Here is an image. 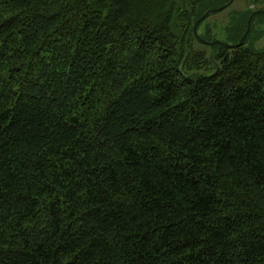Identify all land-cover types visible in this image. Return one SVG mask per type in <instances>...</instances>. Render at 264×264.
<instances>
[{"label": "trees", "instance_id": "16d2710c", "mask_svg": "<svg viewBox=\"0 0 264 264\" xmlns=\"http://www.w3.org/2000/svg\"><path fill=\"white\" fill-rule=\"evenodd\" d=\"M212 1L0 0V264H264V0Z\"/></svg>", "mask_w": 264, "mask_h": 264}, {"label": "rangeland", "instance_id": "374dc122", "mask_svg": "<svg viewBox=\"0 0 264 264\" xmlns=\"http://www.w3.org/2000/svg\"><path fill=\"white\" fill-rule=\"evenodd\" d=\"M222 1L213 0L212 6L213 8H218L219 4ZM245 6V0H234V2L225 10H222L220 12H214L211 14L206 21L208 23L217 25V29H220L221 26L225 25L228 20L229 13L238 11L239 9L244 8ZM202 36H204V31L202 27H200L198 31ZM215 40L221 41L226 44H233V38L232 34L230 32H220L216 35ZM247 46L252 47L255 50H263L264 49V18L260 19V22H255L253 24V27L249 33V37L247 40ZM198 47L202 48L200 45Z\"/></svg>", "mask_w": 264, "mask_h": 264}, {"label": "water", "instance_id": "95a60500", "mask_svg": "<svg viewBox=\"0 0 264 264\" xmlns=\"http://www.w3.org/2000/svg\"><path fill=\"white\" fill-rule=\"evenodd\" d=\"M234 0H229L226 4L218 7V8H213V9H209L207 10L200 18H198L195 23H194V26H193V30H194V33L198 35L197 33V28H198V25L201 21H203L205 18H207L209 15H211L212 13L216 12V11H221L223 9H226L228 8L232 2ZM259 13H263V11L261 10H257V11H254L252 12V14L249 16L248 20H247V27H246V30L242 36V38L240 39V41L236 44H226V43H223L221 41H218V40H214V41H211V42H205L206 44L208 45H213V44H221L222 46L226 47V48H229V49H232V48H236V47H240L242 44H243V41L246 39V36L249 32V29H250V24H251V21L252 19Z\"/></svg>", "mask_w": 264, "mask_h": 264}]
</instances>
